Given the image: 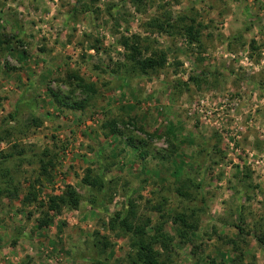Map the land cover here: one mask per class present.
I'll return each instance as SVG.
<instances>
[{"label":"rangeland","instance_id":"1","mask_svg":"<svg viewBox=\"0 0 264 264\" xmlns=\"http://www.w3.org/2000/svg\"><path fill=\"white\" fill-rule=\"evenodd\" d=\"M130 1L0 0V40L11 42L0 49V187L16 194L0 197V264H92L101 238L111 245L104 264H134L130 238L111 232L110 218L131 203L152 231L163 216L201 206L176 193L195 176L206 203L198 230L185 244L166 222L173 242L170 252L156 247L162 260L220 264L235 240L245 263L264 264L253 237L264 231V0ZM124 38L142 57L162 51L166 64L120 89L117 75L130 68ZM68 73L96 93L69 85ZM88 172L103 191L83 184ZM66 186L78 209L39 206Z\"/></svg>","mask_w":264,"mask_h":264},{"label":"trees","instance_id":"2","mask_svg":"<svg viewBox=\"0 0 264 264\" xmlns=\"http://www.w3.org/2000/svg\"><path fill=\"white\" fill-rule=\"evenodd\" d=\"M130 2L134 4V0ZM137 2L139 1L137 0L136 3ZM83 11H88V8L85 7ZM165 25L167 28L171 27L168 22H166ZM150 26L152 27L153 25ZM156 28L157 30H161V32L165 31V27L161 25H156ZM184 33L190 41L198 42V36L193 27H188L184 30ZM134 38H136L137 40L138 37ZM5 44H11V42L8 41V39L0 40V49ZM119 44L124 49V51L128 53L127 63L130 64V68L128 67L122 76L117 75V79L121 81L119 87L120 89H122L124 84L130 78L148 77L151 75V73L158 71L159 69L163 68L166 64V56L162 51H152L149 56L142 57V53L139 50L137 42L134 43L133 40L124 38L120 41ZM92 48L95 50H99V47L96 45H93ZM203 76L206 77V73H203ZM65 81H67L69 85L85 93L87 96L94 95L96 93L94 84L86 82L76 73H68ZM65 81L61 80L59 81V83H65ZM190 81L198 83L199 79H197L196 77L190 78ZM50 94L56 104H58L59 106L69 107L66 104L65 100L60 98L58 94H55L54 92H50ZM19 104L20 102L17 103V106ZM78 107H80V105H78ZM17 113L18 109L15 108V114ZM115 125L116 122H112L109 124V126L111 127V133L122 137V134L115 130ZM130 125H133V122H131ZM135 141V139L127 138V145L136 148ZM138 142L140 145L143 144L142 141ZM42 170L43 174H46L45 168H43ZM244 177L248 178L249 176L246 175ZM82 182L83 184L88 186L91 192H101L104 189V182L101 177H92L90 173L85 176ZM2 184L8 186V182H3ZM176 193L180 198L186 201L195 202L196 199H199V204L201 206H193V208L186 209L182 212L174 213L171 217H168L167 219L165 216H163L162 218L165 219L164 222H162L161 225L154 226L152 231L151 229H149V231L148 229H146L148 221L146 223H140V221L136 219L134 213V206L131 203H129V210L128 212H126V214L116 213L115 215H113V217L110 218L108 222L109 230L111 232H117V237L128 236L130 238L129 246L132 251V256L129 255V257H131L130 259H132L133 257L132 262H134V264H166L162 260V254L158 250H156V247H160L165 252H170L172 249L173 239L165 231L166 222H170L172 225L178 228L179 238L182 239L181 242L185 244H187V242H191L189 237L191 234L195 233L198 230V223L200 220L199 215L200 213H203L206 208V203L203 195L202 180L197 179L196 176L187 177L183 180V182L181 181L180 186L176 189ZM4 194H7V197L16 196V194L11 192V189H9V187L5 189H2L0 187V197L4 196ZM35 197L36 196L32 194L31 200L36 201ZM80 202L81 197L75 191V189L71 186H66L61 194L51 196L46 202L39 203V206L46 208L48 212H59L63 208L69 210H76L78 209ZM93 203L94 199H91L90 204ZM239 220H241L240 224H242V218H240ZM49 222L50 221L46 219L41 220L39 222V228L46 227ZM233 227L237 230L239 236L249 235V233H246L245 229L239 224H235L233 225ZM253 237L259 246L264 247V231H261L260 233H257L256 231L253 232ZM100 240L101 241L95 242L94 248L97 252L95 251L94 256L90 258V262L92 264H104L101 259V255H104L107 250L109 251L111 249V245L107 241H104V238H101ZM226 244L230 246V252L227 255L226 261L224 260L220 264H247L244 262L243 253L238 247L237 241L229 240ZM210 264L215 263L211 262Z\"/></svg>","mask_w":264,"mask_h":264}]
</instances>
